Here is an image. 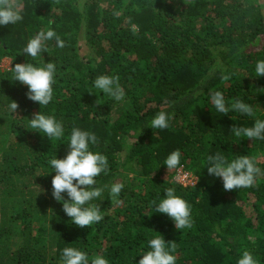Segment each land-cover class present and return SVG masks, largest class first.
Listing matches in <instances>:
<instances>
[{
    "label": "trees",
    "instance_id": "trees-1",
    "mask_svg": "<svg viewBox=\"0 0 264 264\" xmlns=\"http://www.w3.org/2000/svg\"><path fill=\"white\" fill-rule=\"evenodd\" d=\"M18 2L22 20L0 26V64L5 58L13 68L54 62L56 74L53 99L40 106L27 98L28 87L15 81L13 71L0 68V264H63L66 247L87 253L89 264L98 255L109 264H139L158 234L176 243V264H237L244 251L264 264V140L231 131L264 120V76L255 71L264 60V0ZM41 30L55 31L66 46L57 47L53 38L37 57L23 53ZM225 75L230 79L224 81ZM99 76H119L124 98L116 101L96 89ZM215 91L229 108L237 99L250 104L254 115L219 113L210 100ZM12 101L19 105L16 113ZM162 110L172 117L170 126L151 128ZM40 112L62 123L63 137L49 139L31 128L29 120ZM73 128L94 133L98 143L90 142L89 150L108 160L95 178L103 192L91 202L104 219L86 228L73 224L52 196L49 161L66 157ZM5 136L13 139L8 148ZM177 149L180 165L168 172L164 162ZM217 154L229 163L239 156L253 159L261 169L254 186L225 191L222 179L207 172L208 157ZM179 169L194 174L195 184L178 183ZM132 172L137 175L129 179ZM30 174L49 198L36 203L32 188L18 187L14 176ZM116 183L123 188L113 196ZM168 188L191 206L190 229L177 230L170 217L154 211ZM15 197L24 199L25 209L9 216ZM36 215L50 229L47 247H36ZM160 221H170L169 227H159ZM10 222H21L16 251Z\"/></svg>",
    "mask_w": 264,
    "mask_h": 264
},
{
    "label": "clouds",
    "instance_id": "clouds-1",
    "mask_svg": "<svg viewBox=\"0 0 264 264\" xmlns=\"http://www.w3.org/2000/svg\"><path fill=\"white\" fill-rule=\"evenodd\" d=\"M21 8L22 5L18 0H0V26H8L21 21L23 18ZM115 15L119 17L120 13L116 12ZM132 30L135 32L137 26L133 25ZM53 38H55L57 47L64 48L66 46L55 31L41 30L34 38L30 39L26 48L23 49V53L35 58L47 51L45 42ZM12 70L15 74V81L28 87L26 95L29 100L37 102L40 106H47L52 101L56 74L54 62L46 63L43 67L33 66L32 63L16 64ZM255 71L257 77L264 76V60L257 61ZM119 79V76H99L94 80L93 86L105 95L120 101L124 98L125 93L119 84ZM222 79L227 81L230 77L225 75L222 76ZM210 100L212 106L221 114L228 115L230 111H236L249 117L254 115L253 107L240 99H237L229 108L221 91L210 92ZM100 102L101 100L98 99L97 104ZM18 107L19 105L15 101L9 105L13 113H16ZM171 118L167 112L162 110L151 120L150 127L167 129L170 126ZM29 121L31 128L40 130L49 139H60L64 135L62 123L57 122L53 116H46L40 112L34 114ZM231 131L236 137L244 136L251 140H264V120L257 119L253 127H233ZM90 142L93 145L98 143L94 133L73 128L66 157L63 159L53 158L49 161L55 170L51 182L52 196L57 202L62 203L65 214L79 228L89 227L104 219L99 205L91 202L100 197L103 192L102 188L96 187L95 178L107 170L108 160L106 156L90 151ZM180 160L181 152L177 149L164 162L168 172L177 170ZM208 161L210 164L207 167L208 174L221 178L225 191L252 187L256 177L261 174V169L249 156H239L229 163L224 156L217 154L209 156ZM198 181L197 177V183ZM122 188V184H114L111 187V194L118 196ZM174 192L175 190L172 188L166 189L165 198L155 206L154 211L170 217L177 230L190 229L193 226L191 206ZM62 193H67V200L62 196ZM119 202L117 201V203ZM153 203L155 204V201ZM148 244L151 250L142 255L139 264H176L177 257L171 254L175 252V242L166 243L163 237L158 234ZM62 256L63 264H89L87 253L73 247L64 248ZM91 264H109V261L98 255L91 260ZM237 264H258V262L249 251H244Z\"/></svg>",
    "mask_w": 264,
    "mask_h": 264
},
{
    "label": "rangeland",
    "instance_id": "rangeland-1",
    "mask_svg": "<svg viewBox=\"0 0 264 264\" xmlns=\"http://www.w3.org/2000/svg\"><path fill=\"white\" fill-rule=\"evenodd\" d=\"M0 68L2 71H13L12 68V60L10 58H5V59H2L1 61V64H0ZM202 102V101H200ZM118 108L116 107L115 108V111L117 110ZM3 147L4 148H8L9 147V143L10 141H12V136L10 137H7L5 136L3 139ZM1 153V152H0ZM261 155V154H260ZM123 160L121 163L124 162V157L122 156ZM137 174L135 172H132L129 174V179H134V177L136 176ZM15 178V181L18 185V187H25V188H32L33 191L35 192V198H37L35 200V202L37 203V201H42V200H45L47 198L50 197L49 193L45 190V188H40V187H36V184H35V178L32 174L30 175H15L14 176ZM175 180H179L176 176V173H175ZM178 183H180L179 181H177ZM196 182V177L195 175H190L189 174V178H187V181H186V186H192L193 184H195ZM132 185L134 186H138V183L137 181H135L134 183H132ZM24 199H21L20 197H15L13 198V200L9 203L8 205V214L9 216H14V215H18L19 213L23 212L25 207H24ZM4 216L2 214V209H1V204H0V219H2ZM169 223L170 221H160L159 222V227H169ZM10 226L12 227V231L14 233V236L11 238V249L13 251H16L17 249L20 248L21 246V236H20V233H21V222H14L11 224V222L9 223ZM33 234L35 237H38L40 242L36 245V247H39V246H44V247H47L49 242H50V229L49 227H47L45 224H43L42 222H40L39 220V215H36L33 219Z\"/></svg>",
    "mask_w": 264,
    "mask_h": 264
},
{
    "label": "built area",
    "instance_id": "built-area-1",
    "mask_svg": "<svg viewBox=\"0 0 264 264\" xmlns=\"http://www.w3.org/2000/svg\"><path fill=\"white\" fill-rule=\"evenodd\" d=\"M176 176L179 180H176V181H179L180 184L186 186V181H187V178H189V174L187 172H185L183 169H179L177 172H176ZM194 185V184H193Z\"/></svg>",
    "mask_w": 264,
    "mask_h": 264
}]
</instances>
